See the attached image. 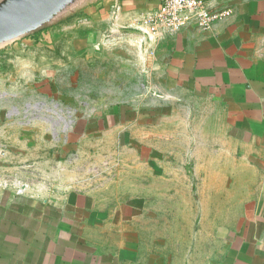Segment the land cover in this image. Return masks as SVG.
Wrapping results in <instances>:
<instances>
[{
  "label": "crops",
  "instance_id": "0c3cea01",
  "mask_svg": "<svg viewBox=\"0 0 264 264\" xmlns=\"http://www.w3.org/2000/svg\"><path fill=\"white\" fill-rule=\"evenodd\" d=\"M204 1L212 13L227 11L210 29L192 22L152 33L143 21L160 0H110L111 30L122 24L143 35L144 86L163 94L155 105L170 111L140 115L132 131L144 172L138 193L20 197L0 184V264H264V0ZM178 109L201 112V128L192 117L188 130V117L179 138ZM120 110L114 122L128 119ZM123 135L135 140L126 128ZM195 135L203 144L188 168L178 143Z\"/></svg>",
  "mask_w": 264,
  "mask_h": 264
},
{
  "label": "rangeland",
  "instance_id": "374dc122",
  "mask_svg": "<svg viewBox=\"0 0 264 264\" xmlns=\"http://www.w3.org/2000/svg\"><path fill=\"white\" fill-rule=\"evenodd\" d=\"M16 1L1 0L0 11ZM111 26L110 0H49L23 28L0 39V184L11 189L6 196L38 192L54 199L70 189H99L104 197L107 189L137 195L135 180L144 172L133 153L139 145L132 131L138 130L140 115L154 120L170 111L155 105L165 100L163 94L144 86L140 55L144 61L149 47L143 35L122 24ZM121 105L129 117L114 122ZM114 106L119 111L111 114ZM175 112L182 122L180 138L183 123L189 117L192 131L190 122L197 125L201 112ZM125 128L135 140H124ZM196 138L178 143L188 168L197 159L190 153L203 144ZM191 192L196 214L202 213V192ZM228 203L235 204L233 196ZM214 207L210 204V212Z\"/></svg>",
  "mask_w": 264,
  "mask_h": 264
},
{
  "label": "built area",
  "instance_id": "2783aa9c",
  "mask_svg": "<svg viewBox=\"0 0 264 264\" xmlns=\"http://www.w3.org/2000/svg\"><path fill=\"white\" fill-rule=\"evenodd\" d=\"M226 13H212L204 0H160L159 6L146 16L143 24L152 33L160 29L175 31L192 22L200 29L208 30Z\"/></svg>",
  "mask_w": 264,
  "mask_h": 264
},
{
  "label": "water",
  "instance_id": "95a60500",
  "mask_svg": "<svg viewBox=\"0 0 264 264\" xmlns=\"http://www.w3.org/2000/svg\"><path fill=\"white\" fill-rule=\"evenodd\" d=\"M7 1V0H5ZM49 0H18L0 11V39L11 36L30 20L31 16Z\"/></svg>",
  "mask_w": 264,
  "mask_h": 264
}]
</instances>
